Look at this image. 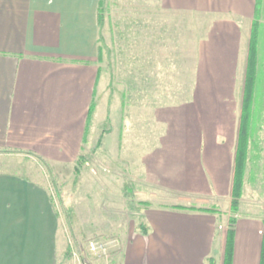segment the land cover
I'll list each match as a JSON object with an SVG mask.
<instances>
[{"label": "crops", "instance_id": "0c3cea01", "mask_svg": "<svg viewBox=\"0 0 264 264\" xmlns=\"http://www.w3.org/2000/svg\"><path fill=\"white\" fill-rule=\"evenodd\" d=\"M257 6L0 0V264H60L56 207L47 185L28 173L35 159L74 164L95 146L106 120L113 126L123 104L118 97L110 102L117 82L111 85L101 62H151L154 14L200 16L204 31L190 97L157 105L153 118L163 130L136 154L153 202H144L139 229L120 242L112 264H223L227 229L219 219L230 204L238 127L233 77ZM156 36L162 41L161 31ZM151 73L140 81L145 93ZM117 128L103 133L102 146L119 136ZM263 227L262 217L236 218L232 264L260 263Z\"/></svg>", "mask_w": 264, "mask_h": 264}, {"label": "rangeland", "instance_id": "374dc122", "mask_svg": "<svg viewBox=\"0 0 264 264\" xmlns=\"http://www.w3.org/2000/svg\"><path fill=\"white\" fill-rule=\"evenodd\" d=\"M153 20L151 62H101L111 85L113 79L117 82L116 86H110V102L113 97H118L123 104L113 126L106 120L102 129L107 131L109 127L118 126L119 136H107L105 145L102 143L98 148L90 143L84 153L86 161L81 164L79 172L73 170L74 164H54L40 159H35L31 171L26 172L44 182L52 196L58 213V236L62 242V252L58 256L60 264H78L79 259L84 264H112L114 250L119 248L120 242L131 231L139 229L146 206L144 202H153L152 190L141 180L136 154L154 143L163 130L153 118L157 105L190 97L196 41L204 31L202 18L192 14H184L178 19L154 14ZM156 24L167 28L157 29ZM160 31L163 38L159 42L156 34ZM252 39L255 50L253 65L249 69L253 77V100L248 122L247 159L237 209H230L231 194L229 208L224 209L219 219L226 229L231 227V216H259L264 220V0H258L248 41L242 47L233 77L238 123ZM105 47L106 52L112 50L108 45ZM149 70L152 77L148 80L152 83H148V92L145 93L140 81L144 71L148 73ZM133 89L136 90L133 92ZM108 111L110 113L111 108ZM91 240L107 243L103 254L97 255L89 250ZM67 246L71 249L69 255L64 254Z\"/></svg>", "mask_w": 264, "mask_h": 264}, {"label": "trees", "instance_id": "16d2710c", "mask_svg": "<svg viewBox=\"0 0 264 264\" xmlns=\"http://www.w3.org/2000/svg\"><path fill=\"white\" fill-rule=\"evenodd\" d=\"M248 49H249V55L246 63L247 68L244 77L243 93L241 99V110L239 115V123H238V131H237V145H236L235 157H234L232 200L230 204L231 211H235L237 209V197H239V195L241 194L242 185H243L244 166L247 159L248 136H249L248 122H249L251 104L253 100V77L250 73L251 69H249V67L253 65V56L255 50L253 39L250 40ZM91 111L92 109L90 108V114ZM104 132L105 130L102 129L101 133L97 137V141L95 144L96 148L101 146ZM85 161H86L85 155H79L76 162L73 165V170L79 172L81 164ZM235 222H236V218L234 216H231L229 218V223L231 224V227L227 229L225 236L223 264H232ZM263 225H264V220H263ZM70 253H71L70 246H67L66 250L64 251V254L69 255ZM259 264H264V230L262 232Z\"/></svg>", "mask_w": 264, "mask_h": 264}, {"label": "built area", "instance_id": "2783aa9c", "mask_svg": "<svg viewBox=\"0 0 264 264\" xmlns=\"http://www.w3.org/2000/svg\"><path fill=\"white\" fill-rule=\"evenodd\" d=\"M107 243L106 242H97L91 240L88 244L89 250L97 255L103 254L106 249ZM78 264H84L80 259L78 260Z\"/></svg>", "mask_w": 264, "mask_h": 264}]
</instances>
